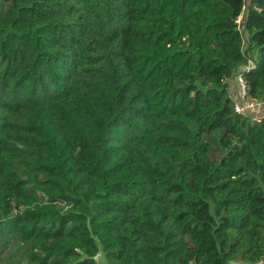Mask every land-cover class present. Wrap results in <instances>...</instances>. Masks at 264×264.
Listing matches in <instances>:
<instances>
[{
	"label": "trees",
	"instance_id": "16d2710c",
	"mask_svg": "<svg viewBox=\"0 0 264 264\" xmlns=\"http://www.w3.org/2000/svg\"><path fill=\"white\" fill-rule=\"evenodd\" d=\"M244 6L0 0L4 264L264 260V117L230 92L248 67L264 101V0L240 27Z\"/></svg>",
	"mask_w": 264,
	"mask_h": 264
},
{
	"label": "built area",
	"instance_id": "2783aa9c",
	"mask_svg": "<svg viewBox=\"0 0 264 264\" xmlns=\"http://www.w3.org/2000/svg\"><path fill=\"white\" fill-rule=\"evenodd\" d=\"M247 69L248 67L245 68V70ZM243 71L244 69L243 70L238 69L236 72V76L234 78L239 91L238 99L240 98L241 101V104L239 103L235 107V110L240 113H245V112H250L251 114L263 113L264 115V101L251 99L246 96V86L241 75V72ZM260 264H264V260Z\"/></svg>",
	"mask_w": 264,
	"mask_h": 264
},
{
	"label": "rangeland",
	"instance_id": "374dc122",
	"mask_svg": "<svg viewBox=\"0 0 264 264\" xmlns=\"http://www.w3.org/2000/svg\"><path fill=\"white\" fill-rule=\"evenodd\" d=\"M247 7H248V0H245V6H244V10H243V13L240 15V17L238 18L237 20V23L238 25L241 27V22L243 20V17L245 16L246 14V10H247ZM252 62H250L248 64V66H252ZM245 69V68H244ZM231 93H232V97L235 99V98H238L239 96V91L238 89L236 88L235 85H232L231 86ZM259 116L261 117H264L263 113H258ZM207 140L210 141V137H207ZM213 147H216V146H213ZM220 154L219 150L216 151L214 153V156L217 157L218 155ZM12 257H15L14 253L11 252V250H7V251H0V264H4V263H7L10 261V259ZM96 260L99 264H106V261H105V258H104V254L100 251L99 254L96 256Z\"/></svg>",
	"mask_w": 264,
	"mask_h": 264
},
{
	"label": "crops",
	"instance_id": "0c3cea01",
	"mask_svg": "<svg viewBox=\"0 0 264 264\" xmlns=\"http://www.w3.org/2000/svg\"><path fill=\"white\" fill-rule=\"evenodd\" d=\"M243 69H244V68H240V70H243ZM232 85H235L236 88L238 89V86H237V84L235 83V80L233 79V80H232V83H231V85H230V92H231V86H232ZM231 95H232V93H231ZM233 99H234V98H233ZM234 100L237 102L238 98H235Z\"/></svg>",
	"mask_w": 264,
	"mask_h": 264
}]
</instances>
